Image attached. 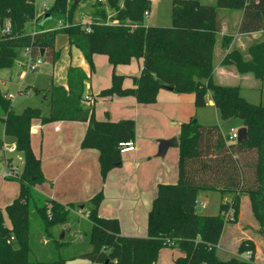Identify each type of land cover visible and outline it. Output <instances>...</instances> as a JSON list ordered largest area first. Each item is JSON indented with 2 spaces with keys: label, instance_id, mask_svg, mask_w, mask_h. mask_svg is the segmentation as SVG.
I'll list each match as a JSON object with an SVG mask.
<instances>
[{
  "label": "trees",
  "instance_id": "obj_1",
  "mask_svg": "<svg viewBox=\"0 0 264 264\" xmlns=\"http://www.w3.org/2000/svg\"><path fill=\"white\" fill-rule=\"evenodd\" d=\"M36 0H0V20L9 23L11 32L4 34L0 26V70L15 63L17 50L31 49L33 57L56 63L60 51L56 48L59 33L66 34L69 43L79 48L90 64L93 56H108L115 67L133 58L142 59L134 86H123L124 76H112L110 87L100 91L99 97H134L139 103H155L162 88L178 93H193L196 107L207 104L210 92L214 105L223 119L239 117L248 130L245 142H227L218 125L193 121L182 123L179 138V178L174 184H159L157 195L148 214L147 236H125L115 218L99 215L103 200L100 191L90 199L89 219L92 223V249L81 252L102 264H155L164 247H179L183 252L177 264H255V243L244 239L237 254L221 257L219 243L226 225L225 213H237L240 193L249 196L252 213L264 236V104L251 103L240 94L237 86L215 83V46L221 31L219 9L241 10L239 33L264 32V0H217V5H205L199 0H173L172 26H148L144 12L150 0H54L46 14L37 16ZM78 2V3H77ZM81 2L89 3L90 13L105 22L108 15L119 24H93L87 32L82 24H74ZM56 18V24L54 22ZM62 20L69 26L58 27ZM32 24V30L27 25ZM231 37H225L229 46ZM234 65L241 74L252 73L264 81V41L249 48L248 57L234 50L222 60ZM89 76L81 67L70 66L67 87L54 85L50 92V109L46 114L39 107H26L17 113L11 100L0 90V124L5 135L14 137L17 149L24 153L23 169L17 181L19 196L0 211V264H64L66 257L52 261L30 258L31 201L36 203L40 193L35 185L46 180L42 161L31 145V126L34 119L42 123L55 121H83L88 128L83 148L99 151L101 174L121 164L119 143L134 140L136 121H100L94 107L84 104ZM2 144V140H0ZM201 190H217L230 194V201L222 202L217 214L195 211ZM74 204H63L45 198L36 211L47 237L51 228L67 223ZM252 250L247 260L241 257Z\"/></svg>",
  "mask_w": 264,
  "mask_h": 264
},
{
  "label": "crops",
  "instance_id": "obj_2",
  "mask_svg": "<svg viewBox=\"0 0 264 264\" xmlns=\"http://www.w3.org/2000/svg\"><path fill=\"white\" fill-rule=\"evenodd\" d=\"M202 4L217 5V0H207ZM219 19L221 31L217 35L215 46V83L237 86L240 92L261 89L262 104H264V81L258 80L252 73L241 74L234 65L222 64L223 58L234 50L248 57L249 48L264 41V32L259 30L239 33L241 10L219 9ZM147 20L148 22H145L148 26H172L170 22L166 24L159 19L151 8ZM225 37L232 38L229 46L223 45ZM94 61V71L85 65L82 68L89 76L86 93L94 99L95 117L100 121L114 122L121 119H134L136 121L134 139L136 149L121 152V164L111 169L107 177L103 179L99 151L95 148L82 147V141L88 128L87 122L65 120L42 123L39 120L36 122L38 127L35 128L38 132L31 134V145L34 153L42 161V170L46 180L36 184L35 189L45 198H52L63 204H74L75 209L72 211L78 215H83L79 214L80 211L87 214L91 207L90 199L102 191L103 200L99 206V215L104 218L117 219L121 233L125 236L145 237L147 236L148 214L157 195L159 184H174L179 178L178 147L171 146L165 155H158L159 139H170L175 136L178 138L182 123L189 122L193 118V114L187 111H192L195 105V95L174 94L172 90L162 88L158 93L157 101L150 104L139 103L132 96L99 97L101 90L111 86L112 78L109 73L111 69L114 72L116 66L114 67L109 62L107 55H96ZM142 61L139 62L137 70L134 66L128 65H119L116 68V74L125 77L123 83L125 88L134 86L132 77L139 76ZM128 67L133 71H130ZM61 80L63 82L59 85L67 87V77ZM208 96L207 103L214 105L210 92ZM189 118L191 119L188 120ZM205 125L213 124L205 123ZM172 147H176L177 152L171 150ZM169 154L177 155L175 163L172 161L170 164V161L166 160ZM2 193L4 196L2 194L0 197V208L6 207L19 196V182L17 186L13 183L8 184L5 190L3 188ZM241 195L242 193H240V198ZM247 197L250 202L248 195ZM226 201L230 200L224 202ZM200 205L207 206L205 201H200ZM227 233L226 235L223 232L219 243L220 248L223 243L236 245L238 248L243 238L252 239L257 244L251 234H246L242 229L238 230V227L230 226Z\"/></svg>",
  "mask_w": 264,
  "mask_h": 264
},
{
  "label": "rangeland",
  "instance_id": "obj_3",
  "mask_svg": "<svg viewBox=\"0 0 264 264\" xmlns=\"http://www.w3.org/2000/svg\"><path fill=\"white\" fill-rule=\"evenodd\" d=\"M43 1L44 0H37L38 5L41 6V3ZM53 1L54 0H50L49 2L53 4ZM199 1L203 3L207 0ZM172 2L173 0H150V8L153 10L155 15H157L159 19H161L164 23L167 24L170 22L171 25L173 21ZM90 5L91 4L89 3L81 2L80 7L75 14V19L79 20L81 19V15H86L87 13H89ZM145 21L148 22L147 19ZM54 22L56 24V18H54ZM27 30H32V24L29 23L27 25ZM56 48L60 51V57L58 61H56V63L43 61V63L38 68L31 69L30 67L26 66V64L29 63V59L24 56V50H17L18 55L15 59V63L11 67L2 68L0 70V90L11 100L12 107L15 112L20 113L26 107L30 106L39 107L46 114H48L50 109V92L48 90L51 89L54 85H59V83L63 82V80L61 79L67 77L68 68L70 66L82 68L83 65L90 68V64L85 58L82 51L76 46L69 43L66 34L59 33L57 35ZM96 55L105 56V54L96 53L93 56V60ZM141 61L142 60L133 58L130 63L118 64L116 68L119 65H128L134 66V69L137 70L138 64ZM116 68L114 72H112V69L110 70L109 74L111 75V78L113 74L117 72ZM128 68L130 71H133L130 67ZM100 75L102 76L101 70ZM88 82L89 81L86 82V88ZM2 83H4V85ZM173 93L180 94L174 91ZM208 94L206 99H209ZM240 94L251 103L260 104L263 101L262 91L258 88L243 90L240 92ZM46 96L48 98H46ZM187 112L193 114L192 121L196 119L197 122L201 124L210 123L213 125H218L225 136H228L232 127L236 130H239V128L243 127V121L241 118L231 117L223 119L219 111L213 104L209 105L207 103L204 107H195L194 105L192 111ZM190 119L191 118H189L188 120ZM39 120L40 119H34L32 121V135L38 132L35 130V128L38 127L36 125V122ZM167 123H169V120H167ZM0 140H2L3 142L2 145L4 146L7 157L11 158L16 165L21 167L22 161L24 160V153L19 149L10 151L11 146H16V140L12 136L5 135L3 123L0 124ZM6 148H8L9 150H6ZM4 149L0 150V157L4 154ZM171 150L177 152L176 147H172ZM175 154L174 156L172 154L167 155L166 160L170 161V164H172V161L173 163H175V159L177 158V155ZM3 168L4 164L0 161V169L3 170ZM12 183L17 186V179H4L0 176V197L2 194L4 196V193H2L3 188L5 190L8 184ZM241 196L242 197L240 198L237 218L234 216L233 211V219L230 218L226 221L224 234H228L227 232L230 226L238 227V230L242 229L246 234H251L255 238V241L257 243L255 244L254 262L255 264H264V236L262 229L253 216L247 194L242 193ZM230 198V194H223L217 190H201L198 193L197 201H205L207 206L203 207L202 205L197 203L195 211L203 215L217 214L220 211L221 203L225 200H230ZM44 203L45 197L41 193L39 195L37 194L36 203H34V200L31 201L30 258L32 260L38 261H52L61 256L66 257L64 264H102L101 262L92 260L88 256L81 253L92 249V245L90 243V231L92 223L89 219L88 213L86 214V212L80 211L79 214L83 215H78L75 211H72L69 221L67 223H59L55 227L51 228L52 235L50 237H47L43 230L42 221L36 211V205H43ZM5 208V206L0 208L3 214H5ZM244 239L245 238H243L242 240ZM237 250L238 248L236 247V245L223 243L222 248L219 247L218 254L221 257L228 258L236 255ZM182 254L183 252L179 247H164L163 249H161L159 258L155 264H177L175 260Z\"/></svg>",
  "mask_w": 264,
  "mask_h": 264
},
{
  "label": "built area",
  "instance_id": "obj_4",
  "mask_svg": "<svg viewBox=\"0 0 264 264\" xmlns=\"http://www.w3.org/2000/svg\"><path fill=\"white\" fill-rule=\"evenodd\" d=\"M49 1L50 0H44L41 3V6L38 5L37 0L35 1L36 6H37V16H42V15L46 14L48 9L52 6V4ZM99 1L105 2V0H99ZM112 16H113V14L110 13L107 17V20L105 22H101L89 12L86 15L81 16V19L79 21H76L74 24H82L83 27L85 28V30L87 32H90L92 30L93 24H107V25L119 24V20L112 18ZM144 16H145V19H147V17L149 16V9L145 10ZM63 26H69V24L68 23L65 24V23H63L62 20H59L58 27L61 28ZM2 31L4 34L10 33L11 32L10 24L5 23V25L2 27ZM24 56L27 59H29V63L26 64V66L30 67L31 69H36L43 63V57L42 56L33 57L30 48L24 49ZM83 102L87 103V105H89V104L92 105L94 102V99L90 94L85 93L84 97H83ZM238 136H239L238 131L234 128H231L230 133L227 136V142L237 141ZM119 148H120V151L122 153L128 152V151H133L136 149V144H135V141L133 139L127 140V141H122L119 143ZM3 149H4V146L2 144H0V150H3ZM16 149H17L16 146L10 147V151H13ZM6 150H9V149L6 148ZM3 152H4V154L1 155L0 161L4 164V168H3V170L0 169V176L3 177L4 179H6V178H17L22 173L24 161H22L21 167H19L18 165H16L12 161L11 158L7 157L5 149ZM197 203L200 204V202H198V201H197ZM203 206H205V204ZM233 211H234V209H231L227 213H225L226 221L229 220L230 218L233 219V216H232ZM252 256H253L252 250H248L243 255H241L242 258L247 259V260L251 259Z\"/></svg>",
  "mask_w": 264,
  "mask_h": 264
},
{
  "label": "water",
  "instance_id": "obj_5",
  "mask_svg": "<svg viewBox=\"0 0 264 264\" xmlns=\"http://www.w3.org/2000/svg\"><path fill=\"white\" fill-rule=\"evenodd\" d=\"M78 3V2H77ZM4 24V20L1 19L0 20V26L2 27ZM47 98V96H46ZM197 120H193V123H196ZM238 142H245L248 140V130L247 127L243 126L238 130ZM179 145V140L178 138L175 136L173 138L170 139H159V152L158 155H165L167 149L171 146H178Z\"/></svg>",
  "mask_w": 264,
  "mask_h": 264
}]
</instances>
